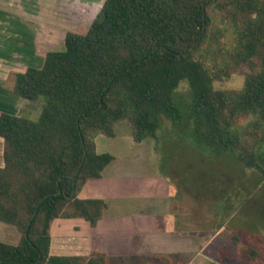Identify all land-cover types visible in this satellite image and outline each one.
<instances>
[{
    "label": "trees",
    "instance_id": "16d2710c",
    "mask_svg": "<svg viewBox=\"0 0 264 264\" xmlns=\"http://www.w3.org/2000/svg\"><path fill=\"white\" fill-rule=\"evenodd\" d=\"M217 23L232 29V50L225 65H206L195 56L221 53L211 48ZM235 74L239 90L214 89ZM9 82L10 93L42 107L36 120L0 111V223L19 234L16 245L0 242V264H107L100 253L52 255L50 229L56 219L93 227L101 218L102 200L77 196L114 159L96 152L95 136L112 139L119 124L133 142L157 143L164 118L197 149L264 177V0H104L84 34L66 32L62 50ZM240 114L254 119L238 130ZM215 259L261 264L237 236Z\"/></svg>",
    "mask_w": 264,
    "mask_h": 264
},
{
    "label": "rangeland",
    "instance_id": "374dc122",
    "mask_svg": "<svg viewBox=\"0 0 264 264\" xmlns=\"http://www.w3.org/2000/svg\"><path fill=\"white\" fill-rule=\"evenodd\" d=\"M99 1L101 0H89L93 3ZM61 8L60 0H56L55 18H29L36 22L39 31L38 62L48 51L63 49L66 32L84 34L90 25L88 21L92 18H64ZM217 25L222 36L215 39L211 48L221 47V53L215 54L210 50L201 54V57L200 53L195 56L206 65H225L228 62V53L232 50L234 42L232 29L226 25L220 26L219 23ZM224 50L228 53L226 54ZM7 66L11 67L9 71L0 72V89L4 91H8L13 69L16 68L17 72L25 71L23 64L12 65V67L7 63ZM242 85L243 77L235 74L229 79L214 82L213 87L216 90H239ZM186 86V82H182L180 89L185 90ZM41 107V101L29 102L22 99L10 101L3 100L0 96L1 109L31 120L38 118ZM253 119L254 117L249 114H240L233 119L232 126L241 130ZM161 121L162 126L157 131V143L153 139H146L141 143L133 142L130 128L125 124L116 126L114 139H107L100 134L95 136L99 153L111 151L119 158V161L127 162V165L119 171L123 172L124 178L128 180L125 188L120 183L116 184L115 179L106 178L105 180V184L111 189L110 214L121 216L125 226V229L120 231L126 237L135 238L144 243L150 252H163L165 250L157 249L155 241L162 234H169L172 224L167 222L169 218H165L162 213L157 214L159 210H162L169 201L180 199V193L188 192L195 198L197 194L201 198L209 196L210 204L215 211L202 215L204 219L212 223L215 229L219 228L218 232L213 231L208 234L209 236L197 234L193 237L191 230H187L190 233L187 240L188 249L180 251L179 254L168 252L160 253V255L171 259V264H184L185 260L196 255V250L203 251V258L200 260L202 263L199 264H206L209 256L212 257L217 248L228 245L229 238L235 235L244 244L255 247L260 253L261 264H264V177L256 171L246 169L230 154L214 156L197 149L184 135L172 127L170 121L164 118ZM227 189L232 194L229 204L225 201L228 195ZM189 202L193 203L195 200L189 198ZM191 211L188 213V222L192 216ZM117 225L118 223L110 225V231L104 228V232L116 235ZM0 227L5 228L7 232L16 231L6 224L0 223ZM52 228L50 236L53 238L55 226ZM10 235L11 239L6 240L7 243L12 245L17 243L19 234L17 233V238L14 233ZM210 235L212 236L208 240ZM130 251L132 254L126 257L129 264H159L156 261H148L140 254L141 249L137 251L133 246ZM52 252L55 253V240L52 244ZM109 264L127 263L121 262L120 257L111 255Z\"/></svg>",
    "mask_w": 264,
    "mask_h": 264
},
{
    "label": "crops",
    "instance_id": "0c3cea01",
    "mask_svg": "<svg viewBox=\"0 0 264 264\" xmlns=\"http://www.w3.org/2000/svg\"><path fill=\"white\" fill-rule=\"evenodd\" d=\"M55 1L56 0H0V72L4 70L9 71V68L11 67L7 66V63L11 66L23 64L25 69L27 67L39 68L42 66L44 58H41L38 62L37 54L39 31L36 27V22L29 18H55V14H57L55 11ZM103 1L104 0H101L98 3H93L89 2V0H60V3L62 4L61 9L64 18H88L89 15H86L85 11L77 10V8L85 7L83 10H92V7L94 6L101 7ZM79 12H82L85 15L81 16L79 15ZM76 15L77 17H75ZM7 60L9 62H7ZM15 69H10V71L17 72ZM0 96L3 97V100L7 99L15 101V99H19L9 91H4L3 89H0ZM0 111L16 115L14 112H9L1 108ZM96 137L94 140L96 152L101 154L98 152L99 145L96 143ZM110 152L105 151L103 153L111 154L114 157L113 161L104 168L99 178L88 179L77 196L79 199L102 200L105 203L106 208L104 209L101 218L93 227L82 219L54 220L50 229L51 234L53 231L52 227L55 226L54 237L52 238L51 236L50 245V253L52 255L88 256L91 253H100L106 256L107 264H109V256L111 255H116V257L121 258V262L124 261L129 264L128 261H126V257L132 254L130 248L134 246L137 251L141 249L140 254L148 261H156L159 264H171L172 260L165 255H160V253L167 254L168 252H172L179 254L180 251L188 249L187 240L190 233L187 230H191V235L193 237H196L197 234L207 236L213 231L218 232L219 228L215 229V227L211 225L212 223L204 219L202 215L204 213H212L213 206L210 204L209 196H202L201 198L200 195L197 194V198H195L193 197V194L186 192L183 194L180 193V199L169 201L162 210H159L157 213H162L165 218H169L167 222L172 224V228L169 230L170 233L162 234L157 237V241H155L158 246L157 249L160 248L159 250L165 251L160 253L150 252L148 246H145L144 243L139 242L135 238L126 237V235L120 231L125 229L120 218L121 216L110 214L109 200L112 198L110 196L111 189L105 184V180H107L106 178L115 179L116 184L120 183V185L125 188V184L128 180L124 178V175L122 174L123 172L119 171L127 165V162L122 163L113 152ZM2 165V140L0 139V168ZM227 193L228 195L225 197L226 200H224L226 201V204H229L231 203L230 199H232V194L228 189ZM189 198H193L195 202H189ZM159 199L162 200L161 197H159ZM189 211L192 212V216L189 218L188 222ZM117 223L116 231H118V233L116 235L104 232V228H107L106 230L110 231V225ZM183 228L184 230H182ZM11 233H14V235H16L15 238H17L16 231L10 230L7 232L5 228L0 227V242L7 243L6 240L11 239ZM211 236L212 235H210L208 240ZM231 237L229 238V244L217 248L214 255L212 257L211 255L209 256L208 263L206 264H218L215 256L219 249L230 246ZM54 240L55 253L52 252V244ZM16 241L18 242V240ZM16 244L17 243L13 245ZM202 253L204 252L196 250V255L185 260L184 264L202 263L200 261L203 258Z\"/></svg>",
    "mask_w": 264,
    "mask_h": 264
},
{
    "label": "water",
    "instance_id": "95a60500",
    "mask_svg": "<svg viewBox=\"0 0 264 264\" xmlns=\"http://www.w3.org/2000/svg\"><path fill=\"white\" fill-rule=\"evenodd\" d=\"M77 6H79V5H77ZM101 7H102V6H101ZM101 7L94 6V7H92V10H88V11H87V10H83L85 7H78L77 10L85 11V14H86V15H89L88 18H92V19H89V21H88V23L91 25L92 22L94 21V19L96 18V16L98 15V13H99ZM87 13H88V14H87ZM85 14L82 13V12H79V15H81V16H84ZM75 17H77V15H76ZM90 25H89V26H90Z\"/></svg>",
    "mask_w": 264,
    "mask_h": 264
}]
</instances>
